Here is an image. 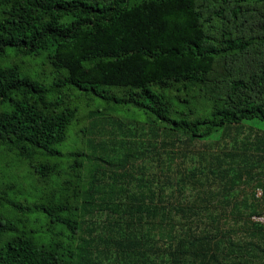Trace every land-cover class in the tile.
I'll return each mask as SVG.
<instances>
[{
	"label": "trees",
	"instance_id": "obj_1",
	"mask_svg": "<svg viewBox=\"0 0 264 264\" xmlns=\"http://www.w3.org/2000/svg\"><path fill=\"white\" fill-rule=\"evenodd\" d=\"M9 50L0 264H264V0H0Z\"/></svg>",
	"mask_w": 264,
	"mask_h": 264
},
{
	"label": "rangeland",
	"instance_id": "obj_2",
	"mask_svg": "<svg viewBox=\"0 0 264 264\" xmlns=\"http://www.w3.org/2000/svg\"><path fill=\"white\" fill-rule=\"evenodd\" d=\"M9 63H17L20 65L21 70L24 74L31 75L33 77H39L43 80H46L45 76L42 74L45 64H48L45 54H40L37 56H17L15 52L12 50H9L6 57L0 58V64H9ZM49 65V64H48ZM46 71H48V68H45ZM48 73V72H47ZM77 91H73V94L71 96L72 99L76 100L77 102L80 101L81 106V114L79 117L80 122L77 125V128L74 130H77L79 128L85 127L89 124V117L88 113L92 110H95V106H97V102L93 103L92 100H90V97H84V96H78ZM79 100V101H78ZM261 127H264V122L259 123ZM71 144H74L75 135L73 134L71 136ZM2 174L0 172V179H2Z\"/></svg>",
	"mask_w": 264,
	"mask_h": 264
},
{
	"label": "built area",
	"instance_id": "obj_3",
	"mask_svg": "<svg viewBox=\"0 0 264 264\" xmlns=\"http://www.w3.org/2000/svg\"><path fill=\"white\" fill-rule=\"evenodd\" d=\"M257 195H261V191L259 190L257 192ZM254 221L260 222V223H264V212L260 213V214H256L252 216Z\"/></svg>",
	"mask_w": 264,
	"mask_h": 264
}]
</instances>
